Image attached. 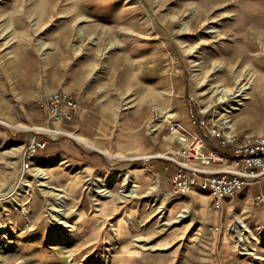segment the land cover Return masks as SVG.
Here are the masks:
<instances>
[{"label":"rangeland","instance_id":"rangeland-1","mask_svg":"<svg viewBox=\"0 0 264 264\" xmlns=\"http://www.w3.org/2000/svg\"><path fill=\"white\" fill-rule=\"evenodd\" d=\"M73 1L48 0L40 13L41 0H0V264H105L107 257L108 264H264V179L218 210L197 186L175 190L173 159L183 157L166 118L175 113L218 150L212 128L264 134V0H229L227 10L208 0ZM75 12L102 21L89 27L70 18ZM196 55L206 62L202 70ZM241 86L247 89L236 96ZM56 91L78 101L74 119L56 120L41 106ZM243 97L240 110L226 113ZM191 109L207 126L192 123ZM123 172L140 182L138 198L94 192L119 194L120 181L107 187L104 179ZM55 188L67 194L68 217L59 222L67 221L68 238L54 234L48 203L58 199ZM160 207L169 221L189 212L160 233ZM240 218L254 231L246 233L248 251L233 239Z\"/></svg>","mask_w":264,"mask_h":264},{"label":"built area","instance_id":"built-area-1","mask_svg":"<svg viewBox=\"0 0 264 264\" xmlns=\"http://www.w3.org/2000/svg\"><path fill=\"white\" fill-rule=\"evenodd\" d=\"M41 106L48 109L56 120H72L79 113L78 101L65 91L50 93L42 100ZM190 118L198 126L208 124L192 109ZM169 122L181 145L177 153L183 157L181 161L176 157L173 159L179 167L172 178L175 190L197 186L211 195L213 207L218 210L226 198L235 197L247 185L264 179V134L241 135L212 128L210 135L223 147L218 150L208 148L201 136L189 133L177 118ZM36 144L33 143L31 154L35 152ZM216 231L220 228L217 227Z\"/></svg>","mask_w":264,"mask_h":264},{"label":"bare ground","instance_id":"bare-ground-1","mask_svg":"<svg viewBox=\"0 0 264 264\" xmlns=\"http://www.w3.org/2000/svg\"><path fill=\"white\" fill-rule=\"evenodd\" d=\"M229 0H208V2L209 3H211L212 4V7L211 8H213V10L215 9V10H219V9H223V10H227V9H229V5L230 4H227V2H228ZM77 0H74L73 2H71V4L73 5V6H77ZM16 4V3H15ZM70 6V7H72V9L74 10V8H73V6ZM15 5H13V7H14ZM198 4L196 5V9H195V12H198ZM24 9V8H23ZM243 9V8H242ZM39 10H40V13H43V12H47L48 11V0H41V3H40V7H39ZM130 10H137V8L136 9H130ZM129 10V11H130ZM25 11V10H24ZM75 11V10H74ZM16 12V11H15ZM27 12V11H26ZM55 13V12H54ZM10 15V14H9ZM80 15V16H79ZM11 16V15H10ZM9 16V17H10ZM16 16V15H15ZM36 16V15H35ZM61 16V15H60ZM69 16V15H68ZM23 17H25V15L23 16ZM27 17H28V14H27ZM65 17V16H64ZM42 18H44V17H42ZM70 18H72V19H74V18H76V21L75 22H77V21H86V22H88V26L89 27H91V25H93V22H95V21H102V18L101 17H89V15H87L86 13H84L83 14V12H80V13H78V12H75V13H73L72 15H70ZM4 19V18H3ZM24 19V18H23ZM43 21V20H42ZM22 22V21H21ZM239 25H243L244 24V21H243V18H242V15L241 16H239ZM5 23V22H4ZM78 23V22H77ZM101 23V22H100ZM100 23H98V25H102V24H100ZM6 25V24H5ZM76 24H74V26H75ZM118 25H120V22L118 23V24H116L114 27H117ZM98 28H100V27H98ZM110 29V28H109ZM108 29V30H109ZM104 30V29H103ZM86 30L85 29H81L80 28V30H79V33H82V34H84V32H85ZM111 32V31H110ZM103 34H105V33H103ZM260 35L259 36H261V34L262 33H259ZM263 38V37H262ZM189 52H193V48L192 49H190L189 50ZM200 59H202V62L200 61ZM195 66H197V67H199V69L197 68V70H202L203 69V64H206V62H205V60H204V58L202 57V56H199V55H196L195 56ZM241 64V63H240ZM201 67V68H200ZM234 67V66H233ZM235 68V67H234ZM228 69L230 70V68L228 67ZM249 69V68H248ZM233 70H235V69H232V71ZM230 72H231V70H230ZM231 74V73H230ZM195 76V75H194ZM245 89H247L246 87H244V86H241V87H239V89H238V94L236 95V96H239V95H241V93H239L240 91L241 92H243ZM228 90H230V89H228ZM225 94H226V92H227V90H225V91H223ZM228 93V92H227ZM167 94V93H166ZM171 94V93H170ZM167 96V95H166ZM243 99H245V97H243V98H239L238 100H237V102H236V104L235 105H231V106H228L227 108H226V113H234V112H236V111H238V110H240L241 109V106L244 104V102H242L243 101ZM175 116H176V114L175 113H171V112H166V118H167V120H171V119H173V118H175ZM224 122H226L227 124H226V126H227V128L228 127H230L229 126V124H231V122H230V119H227V118H224V120H223ZM231 126H232V124H231ZM171 128V130L174 132V130L172 129V126L170 127ZM225 128V127H224ZM47 131H50V130H48L47 129ZM55 132H58V131H55ZM175 133V132H174ZM75 139L77 140V141H79V142H83L85 145H87V146H92V144L89 142V141H87V140H85L84 138H82L81 136H75ZM102 152H104V153H107V154H109V152L107 151V150H102ZM111 157H113L114 155H112V154H109ZM108 155V156H109ZM116 157H124L122 154H117V155H115ZM86 167H84V169H83V167H80V169H79V171H78V173H81V172H84V171H86ZM84 170V171H83ZM37 172H38V176H39V178L40 179H46L47 177L43 174V171L42 170H40V169H37ZM133 176H134V174H132V173H130V172H123V173H121V174H117L115 177H113V178H110V177H107L106 179H104V181H105V186H107V187H109V186H113V185H115V183L117 182V181H120V185H121V190H120V193L119 194H113V193H111L107 188H103V189H100V187L99 188H97V189H95L94 190V192H96L98 195H99V197L101 198V199H105V198H110V200L112 199H119V200H122V201H127V200H131V199H135V198H138V195H137V188H139L140 186H141V184H140V182H137L136 180H132V178H133ZM159 182V181H158ZM77 188L73 185V187H71V190L72 191H74V190H76ZM157 189V184H155V185H153L152 187H151V190H150V192L151 191H155ZM55 190H57L58 191V199L57 200H54V201H51V202H49L48 203V205H49V212H51L52 213V215H50L51 217H53V219H55L56 221H57V225H58V229H57V231H54V234H58V237H61V238H68V236L70 237V230H68V224H67V221L65 220V221H61V222H59L62 218H67L68 216L65 214V212L63 211V209H64V207H67L68 206V203H67V197H66V193H64V190H62V189H56L55 188ZM164 195V194H163ZM162 195V197H165V196H163ZM146 196V195H145ZM141 198V197H140ZM201 200V205H202V203L204 204V202H205V198H204V196H202V198L200 199ZM149 201H150V203L152 204V205H155V204H157L158 203V201L155 199V198H151V199H149ZM119 202H121V201H119ZM29 205H30V207H31V202L29 203ZM200 209H201V211H203L202 210V208L200 207ZM159 211V213H160V216H159V222H158V224H157V226L155 227V230L156 229H158V232H160V233H162V232H165V231H167L168 229H170V227L171 226H173L175 223H181V219L182 218H184V217H186L187 216V213L189 212V210L187 209V208H185V209H183L182 210V213H180L179 215H177L176 216V218L174 219V220H172V221H169L168 220V212L166 211V210H164L162 207H160V209L158 210ZM191 212V211H190ZM206 214H208L207 216H210V213L209 212H207ZM211 217V216H210ZM127 219L129 220V221H127V224H131L132 222H131V220H132V218H131V216L129 215L128 217H127ZM237 225L235 226V228H234V235H233V239H234V241L235 242H241L242 243V249L244 250V251H248V249L246 248V247H243L244 246V244L247 242V236H246V233H249V234H252L254 231L248 226V224H246L245 222H244V220L242 219V218H240L239 220H237V223H236ZM233 229V228H232ZM231 229V230H232ZM233 232V231H232ZM52 233V232H51ZM263 239H264V236H263ZM256 240L262 245V243H261V239L259 238V237H256ZM136 242H142L143 241V239H136L135 240ZM134 243V242H133ZM123 247H119V249L118 250H121ZM164 248H167V246L166 247H164ZM73 250V249H72ZM255 251H257V249H255ZM251 256H252V260L251 261H254V258H256L257 257V255L255 254V253H252L251 254ZM108 261H109V259H108V257L106 258V259H104V262L103 263H105V264H108Z\"/></svg>","mask_w":264,"mask_h":264},{"label":"trees","instance_id":"trees-1","mask_svg":"<svg viewBox=\"0 0 264 264\" xmlns=\"http://www.w3.org/2000/svg\"><path fill=\"white\" fill-rule=\"evenodd\" d=\"M41 149V147H39ZM219 149L223 150V147H220Z\"/></svg>","mask_w":264,"mask_h":264},{"label":"crops","instance_id":"crops-1","mask_svg":"<svg viewBox=\"0 0 264 264\" xmlns=\"http://www.w3.org/2000/svg\"><path fill=\"white\" fill-rule=\"evenodd\" d=\"M227 199V198H226Z\"/></svg>","mask_w":264,"mask_h":264}]
</instances>
